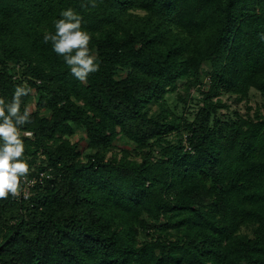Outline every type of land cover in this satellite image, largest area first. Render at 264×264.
<instances>
[{"label": "trees", "instance_id": "obj_1", "mask_svg": "<svg viewBox=\"0 0 264 264\" xmlns=\"http://www.w3.org/2000/svg\"><path fill=\"white\" fill-rule=\"evenodd\" d=\"M92 2L0 0V97L33 89L21 159H42L0 200V264H264V116L218 115L264 98V0ZM68 8L100 63L86 83L44 43ZM204 87L193 121L168 108Z\"/></svg>", "mask_w": 264, "mask_h": 264}, {"label": "clouds", "instance_id": "obj_2", "mask_svg": "<svg viewBox=\"0 0 264 264\" xmlns=\"http://www.w3.org/2000/svg\"><path fill=\"white\" fill-rule=\"evenodd\" d=\"M96 4L93 0L92 7ZM61 18L55 22L56 32L44 35V43L51 42L52 50L63 57L70 73L81 83H86L90 74L99 71L100 63L90 54L91 40L82 29L83 17L74 9L62 10ZM264 39V36L261 37ZM33 89L27 85H17L10 102L0 97V200L18 197L22 191L21 178L27 179L30 168L26 159H21L25 145L20 138L19 128L32 123L31 112L25 107L21 112L22 98ZM30 136L31 133L26 132Z\"/></svg>", "mask_w": 264, "mask_h": 264}, {"label": "rangeland", "instance_id": "obj_3", "mask_svg": "<svg viewBox=\"0 0 264 264\" xmlns=\"http://www.w3.org/2000/svg\"><path fill=\"white\" fill-rule=\"evenodd\" d=\"M141 15V14H140ZM209 83L208 77L205 78V84L207 85ZM208 87H204L201 90H192L189 93H186L183 90L179 91V94L182 95H169L167 96V106L168 108L180 119L183 121H193L199 110L204 105V96L202 95V92L207 91ZM218 99H214L216 102ZM220 100L222 101V105L225 107L219 108V116L226 117L233 116L235 112L241 116H245L247 113L251 116H256V114H260L264 116V98L261 96V94L255 90H252L250 92L249 98L240 104H237L234 102V98H229L228 96H222L220 97ZM32 112L35 108V104L32 101H29L27 103V106ZM149 115L155 116V118L161 120V114L157 108L156 105H150L149 106ZM47 114V113H44ZM70 140L73 143H77L79 146V150L83 154L90 153V150H88V145L85 137V133L81 130H77L76 134L70 138ZM3 144V141L0 140V145ZM134 146L130 143H117V146L114 147L108 154L107 157H111L112 155L121 156L123 151H128L130 156L132 158H136L137 153L133 151ZM27 163L29 164V168L31 173L35 172L36 168L41 165L42 159H28L26 158ZM32 162V163H30ZM22 188V186H21ZM20 196V195H19ZM18 196V197H19ZM146 238L144 234H142L140 240L143 241Z\"/></svg>", "mask_w": 264, "mask_h": 264}, {"label": "built area", "instance_id": "obj_4", "mask_svg": "<svg viewBox=\"0 0 264 264\" xmlns=\"http://www.w3.org/2000/svg\"><path fill=\"white\" fill-rule=\"evenodd\" d=\"M27 136V135H25ZM32 136V134L30 135ZM29 136V137H30ZM45 175V173H41L40 174V180L41 178H43ZM23 184H24V187L22 188V191L20 193V196H22L23 198H27L30 194V189L33 187V185L37 182V179H24V178H21Z\"/></svg>", "mask_w": 264, "mask_h": 264}]
</instances>
